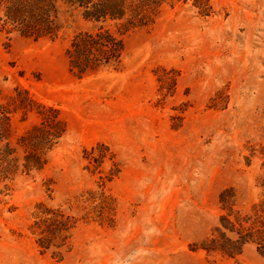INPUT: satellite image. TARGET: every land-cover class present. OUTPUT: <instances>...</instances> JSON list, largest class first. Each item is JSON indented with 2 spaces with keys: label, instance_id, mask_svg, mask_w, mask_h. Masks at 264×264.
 <instances>
[{
  "label": "rangeland",
  "instance_id": "1",
  "mask_svg": "<svg viewBox=\"0 0 264 264\" xmlns=\"http://www.w3.org/2000/svg\"><path fill=\"white\" fill-rule=\"evenodd\" d=\"M149 19L104 25L120 60L81 77L67 51L101 26L81 9L60 3L51 36L0 33V139L18 161L0 182V264H127L139 248L141 264H264L253 243L224 254L220 226L264 202V0H165ZM51 110L65 131L23 170Z\"/></svg>",
  "mask_w": 264,
  "mask_h": 264
},
{
  "label": "trees",
  "instance_id": "2",
  "mask_svg": "<svg viewBox=\"0 0 264 264\" xmlns=\"http://www.w3.org/2000/svg\"><path fill=\"white\" fill-rule=\"evenodd\" d=\"M163 2L165 0H0V33L17 32L34 39L51 36L58 29L60 3L81 9L83 20L101 25L95 28L98 29L96 32H80L75 35L67 51L70 70L77 72L81 77L120 60L123 42L109 30H104L107 29L104 25L113 22L119 29L124 28L126 31L135 25L141 26L150 20L152 13ZM51 111L54 115H43L42 122L23 137L24 142L31 146L21 167L19 165L23 170L29 171V166L32 170L41 169L46 163V153L65 131L58 112ZM8 113L12 114L11 110H8ZM1 121L2 130L8 134L10 117H5ZM1 137L3 139H0V182L8 180L18 164L14 157L15 150L11 148L9 142L3 143L7 137ZM231 209L230 215L220 218V226L228 233L234 234L235 238H226L225 234H221L230 248L229 251L227 249L221 251L233 257L234 251H236L234 254H239L243 245L253 243L257 251L264 255V202L252 209V215L231 217ZM58 228L52 232L58 233Z\"/></svg>",
  "mask_w": 264,
  "mask_h": 264
},
{
  "label": "clouds",
  "instance_id": "3",
  "mask_svg": "<svg viewBox=\"0 0 264 264\" xmlns=\"http://www.w3.org/2000/svg\"><path fill=\"white\" fill-rule=\"evenodd\" d=\"M158 234V230L153 227L152 229H149L145 232V241L152 236ZM148 251L147 249L144 248H139L137 249L134 253H132L128 258H127V264H141L140 258L143 256H147ZM120 264H126L125 261H121Z\"/></svg>",
  "mask_w": 264,
  "mask_h": 264
}]
</instances>
